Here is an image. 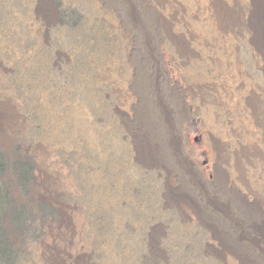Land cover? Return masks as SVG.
Here are the masks:
<instances>
[{
	"label": "rangeland",
	"instance_id": "rangeland-1",
	"mask_svg": "<svg viewBox=\"0 0 264 264\" xmlns=\"http://www.w3.org/2000/svg\"><path fill=\"white\" fill-rule=\"evenodd\" d=\"M140 104L162 158L135 144ZM43 246L59 264L263 258L264 0H0V264H50Z\"/></svg>",
	"mask_w": 264,
	"mask_h": 264
},
{
	"label": "bare ground",
	"instance_id": "bare-ground-1",
	"mask_svg": "<svg viewBox=\"0 0 264 264\" xmlns=\"http://www.w3.org/2000/svg\"><path fill=\"white\" fill-rule=\"evenodd\" d=\"M157 74L152 75V83H151V91H152V96L155 98V101L157 102L158 106L160 107V110L162 111V114L164 115V118L166 121L169 123V113L171 112L170 108H167L162 100L159 97V93L156 88V83H157ZM169 80H173L171 76H169ZM138 95L142 96V87H138ZM172 93V100H173V105L175 109V113L177 116L180 118H183V115H185L187 111V105L182 99V94L183 91L182 89H178L176 84L172 87L170 90ZM134 122V140L135 144L138 147V150L142 148L144 150L145 155H153L155 158H162L160 155V144H159V139L156 134V131L154 130V126L152 125L151 119L149 115L147 114L145 108L143 105L140 104V106L136 110V118ZM166 122V123H167ZM142 146V147H141ZM151 160V159H150ZM152 161V160H151ZM217 187L221 189H226L228 192H230L234 197H236V194L234 192L233 186L228 183L226 179H220L216 180ZM219 190V189H218ZM177 202V201H176ZM250 205L245 204V209L242 208V211H255L258 217H263V210H259L257 207L253 206L251 207ZM47 248V247H46ZM44 246L42 247V252L41 255L44 259L45 262L50 263V264H59L58 258L51 252L48 251ZM259 249V248H258ZM235 252V251H234ZM260 252L262 254V257L259 262H256L251 255L245 252H241L238 254V257L241 261L242 264H264V248L260 249Z\"/></svg>",
	"mask_w": 264,
	"mask_h": 264
}]
</instances>
